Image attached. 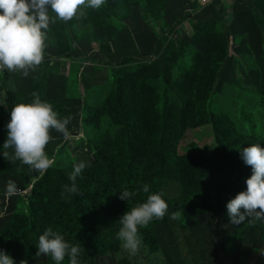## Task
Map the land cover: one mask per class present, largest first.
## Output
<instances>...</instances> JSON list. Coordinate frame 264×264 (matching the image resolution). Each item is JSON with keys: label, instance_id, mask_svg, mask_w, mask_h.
I'll return each mask as SVG.
<instances>
[{"label": "rangeland", "instance_id": "1", "mask_svg": "<svg viewBox=\"0 0 264 264\" xmlns=\"http://www.w3.org/2000/svg\"><path fill=\"white\" fill-rule=\"evenodd\" d=\"M175 1L105 0L98 9L84 8L83 14L78 9L67 21L55 19V13L49 10L54 22L48 26L41 64L30 69L27 76L0 70V145L7 136L5 125L11 108L30 102L33 92L52 103L61 117H72L67 125L70 140L50 130L53 139L45 151L54 163L42 173L14 159L12 149H0L8 153L0 155V231L17 226L23 210L28 209L27 214L33 217L37 207L44 206L38 198L51 191L53 170L62 178V186H70L68 177L74 164L84 160L90 165L86 168L92 167L96 148L113 162L129 141L141 171L143 157L153 151L150 163L155 164L156 176V154L164 156L165 172L184 173V156H200L218 139L223 142L231 127L207 124L206 106H201L187 83L208 78L207 73L199 74L202 64L210 62L213 51L220 47L224 62L219 73L231 87L226 92L240 110L249 96L251 116L244 135L238 134L242 131L239 125L233 126L225 140L230 142L225 155H238L240 160L244 147L256 143L264 146L262 125L251 127L260 115V99L255 105L253 99L264 95V50L257 52L255 45L245 44L254 41L260 29L264 33V17L253 22V17L245 13L264 11V0H207L199 12L183 15L172 14ZM259 122H263V116ZM161 136L166 144L164 151L156 150ZM43 175L47 179L36 191L34 181ZM10 179L20 191L6 198L4 189ZM171 186V190H163L164 194L167 199L178 198V203L173 210V203L167 202L166 221L156 225L158 243L141 239L143 248L156 254H143L140 245L134 255L122 248L124 261L115 252L93 258V264H227L217 260L226 249L216 235L209 236L212 230L206 229V216L196 215L193 195L181 182L174 180ZM6 254L16 262L21 260L8 250ZM48 260L42 254L27 262L46 264Z\"/></svg>", "mask_w": 264, "mask_h": 264}, {"label": "trees", "instance_id": "2", "mask_svg": "<svg viewBox=\"0 0 264 264\" xmlns=\"http://www.w3.org/2000/svg\"><path fill=\"white\" fill-rule=\"evenodd\" d=\"M174 3L172 14L183 15L188 11L199 12L203 7L199 0H176ZM245 13L253 17V22L264 17V11L249 10ZM253 40L245 44L255 45L257 52L264 50V33L261 29L255 33ZM223 62L222 47H220L219 50L213 51L210 62L202 64L203 71L199 74L207 73L208 78L194 83L187 82L190 91L201 100V106H206V123H216L226 129L231 127L230 131L223 136L226 137L223 142L218 139L214 145L207 148L208 151L200 156L197 153L184 156L186 161L184 173L174 170L165 172L166 167H164V161L162 162L164 156L156 154V176L155 171L153 172L155 164L150 163L153 151H148L147 156L143 157L144 166L141 171L137 166V156H134L129 141L126 146L122 147L113 162L96 148L94 154L96 162L92 167L85 168V173L81 177L76 178L77 192L69 193L63 190L62 178L55 176L57 172L56 169L53 170L54 174L51 173V176L54 184L51 191L47 196L40 195L38 198L42 200L44 206L37 207L38 212L33 217L27 214L28 209L23 210L21 219L15 222L17 226L1 230L0 249L5 252L8 250L14 254L16 259H21L20 261L31 260L36 257L38 237L45 229L50 228L60 232L70 244L81 246L83 249L79 255L81 264H86L87 261L88 264H93V258L106 253L112 255L115 252L118 258L124 261L126 259L121 256L123 255L122 242L116 236L120 227L118 219L127 210L143 203L147 195L155 192L164 194V189L171 190V183L175 180L181 182L182 187L193 195L196 215L206 216L209 220L206 226V229L210 227L212 230L209 236L213 238L216 235L217 242H220L226 249L222 255H217V260L227 264L252 263L256 253L264 248V237L261 238V235H264V220L252 217L237 227L227 217L225 207L230 199L245 189V180L251 174L250 166L245 165L242 159L239 160L238 155L234 157L232 154L225 155V146L230 144V142L225 143V140L231 136L233 126L239 125L242 129L238 132L239 135H244L243 130L247 131L246 122L251 118L247 107L249 96L246 97L243 110L239 109L238 103L230 100L231 95L226 92L227 87L231 88L227 83L228 79L219 73ZM258 100L261 112L260 109L257 111L260 115L256 117L257 121L251 123V127L257 129L261 124L264 130V95L255 96L253 105ZM262 116L263 122L260 123ZM6 138L7 136L3 138V141ZM156 146V150L160 151L166 148L162 136ZM236 148H241L240 142H237ZM46 179L47 177L43 175L34 181L33 187L36 191ZM145 184L149 186L148 193L142 191V186ZM123 190L134 191L135 195L126 201L121 200L119 194ZM164 199L166 202H172L173 210L176 209L178 198L167 199L164 194ZM212 212L213 214H210ZM221 213L222 216H220ZM165 221L164 215L163 218L153 219L146 227L138 228L141 239L148 242L151 238L158 243L156 225L163 224ZM143 243L147 248L145 242ZM260 246L262 247L259 249ZM141 248L143 254L144 252L146 255L156 254L148 248L145 250L142 244ZM48 257L46 264H54L51 257ZM62 264H68L67 257Z\"/></svg>", "mask_w": 264, "mask_h": 264}, {"label": "clouds", "instance_id": "3", "mask_svg": "<svg viewBox=\"0 0 264 264\" xmlns=\"http://www.w3.org/2000/svg\"><path fill=\"white\" fill-rule=\"evenodd\" d=\"M104 3L105 0H0V70L19 71L27 76L30 69L41 64L48 26L54 22L49 10L55 13V19L67 21L77 14L78 9L83 14L84 8L95 10ZM9 115L5 125L7 138L0 149H12L14 159L41 173L54 163L45 151V146L53 139L50 130L61 133L65 140L72 138L67 128L71 115L61 117L52 103L41 99L36 92L32 93L30 102L14 105ZM0 155L5 157L8 153L0 151ZM240 158L250 166L251 174L245 180V189L225 205L227 217L234 225L252 217L264 220V146L259 143L248 145L240 150ZM88 166L84 160L73 165L68 177L72 183L64 185L67 192H77L76 178ZM19 191L15 181L10 179L6 182V198ZM142 191L148 193L149 186L143 185ZM134 195V191L123 190L119 198L126 201ZM167 209L164 194L155 192L147 195L143 203L127 210L117 221L120 227L116 236L122 242L121 246L134 255L141 245L138 228L146 227L153 219L163 218ZM36 249V256H50L54 264H62L65 257L68 264H81V246L70 244L60 232L50 228L38 237ZM0 264L16 262L0 249ZM19 264L28 262L22 260Z\"/></svg>", "mask_w": 264, "mask_h": 264}, {"label": "crops", "instance_id": "4", "mask_svg": "<svg viewBox=\"0 0 264 264\" xmlns=\"http://www.w3.org/2000/svg\"><path fill=\"white\" fill-rule=\"evenodd\" d=\"M263 244V243H262ZM262 246L259 247V249L261 248ZM258 249V250H259ZM257 250V251H258ZM250 264H264V248L261 252H258L256 253V257L254 258V260L252 261V263Z\"/></svg>", "mask_w": 264, "mask_h": 264}, {"label": "built area", "instance_id": "5", "mask_svg": "<svg viewBox=\"0 0 264 264\" xmlns=\"http://www.w3.org/2000/svg\"><path fill=\"white\" fill-rule=\"evenodd\" d=\"M199 3H200L201 5H204V4L208 3V2H207V0H200Z\"/></svg>", "mask_w": 264, "mask_h": 264}]
</instances>
